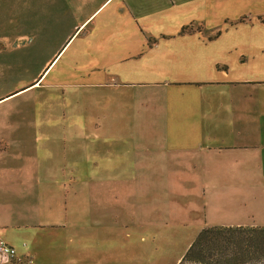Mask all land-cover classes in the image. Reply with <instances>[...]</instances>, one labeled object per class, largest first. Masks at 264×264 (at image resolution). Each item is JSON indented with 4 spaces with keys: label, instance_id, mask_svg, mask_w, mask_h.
I'll use <instances>...</instances> for the list:
<instances>
[{
    "label": "crops",
    "instance_id": "obj_1",
    "mask_svg": "<svg viewBox=\"0 0 264 264\" xmlns=\"http://www.w3.org/2000/svg\"><path fill=\"white\" fill-rule=\"evenodd\" d=\"M45 2L6 0L35 23L22 18L5 48L50 51L28 77L7 59L0 74V241L15 250L0 264H89L103 240L89 223L110 215L94 212L100 192L121 208L196 202L204 224L264 226V0ZM241 16L251 19L231 22ZM57 88H68L69 124L55 106H4Z\"/></svg>",
    "mask_w": 264,
    "mask_h": 264
},
{
    "label": "rangeland",
    "instance_id": "obj_2",
    "mask_svg": "<svg viewBox=\"0 0 264 264\" xmlns=\"http://www.w3.org/2000/svg\"><path fill=\"white\" fill-rule=\"evenodd\" d=\"M45 3L47 4V9H55L52 0H46ZM6 6V0H0V37L2 41L4 40L3 43H0V74H3L5 71V59H7V71L11 75L28 77V75H31L41 67L50 49L48 47L36 48L32 44L25 48L6 49L4 43L11 40L18 33V35L21 34V22L23 18L22 14L18 15L17 12L12 13L8 11ZM30 8L34 9L36 5L30 6ZM250 19L251 17L247 16L245 21H249ZM254 19L256 20V18ZM257 19L259 20L258 17ZM23 21L29 23L30 26H33L35 23L32 16L29 19L24 17ZM231 22L233 23L234 21ZM194 26L201 27L202 25L196 23ZM251 35L252 33L247 32V30H240L238 34L240 39H246L247 36ZM4 77L9 79L11 83L16 82L18 78V76ZM3 90L4 87L0 83V92ZM55 90H57V98L46 94L47 89H35L27 91L21 97L5 103L4 106L21 105L22 100H26L25 103L29 105H38L40 107L55 106V109H57V122L69 124L71 118L75 117V114H71V105L67 96L69 95L68 88L65 91L66 97L59 96L62 94L59 88ZM82 98L89 99L87 96H82ZM66 157H68V153L66 156L62 152L61 156H57V158L67 160ZM95 180L101 182L102 178H95ZM186 180L189 181L191 179L187 178ZM127 181L130 180L127 179ZM151 183L154 190L161 184V181L159 178H141L142 186H149ZM128 185L132 186L133 183ZM123 191L125 192L120 195L124 199L134 202V193L128 188ZM111 192L103 195L100 192L94 196V212L96 213L98 208L104 206L105 209L109 210L110 215L101 219V222L94 221L89 223L90 232L95 236L99 234L103 237L98 248L90 253L92 257L91 260L89 258V264H177L199 231L210 226L208 223L204 224L203 218L191 214L190 211H196L197 213L199 211L196 202H190L188 210L186 208H177L175 206L177 203L174 201H171L168 206L162 204L153 205L152 210H150V205L141 210H134L133 204L125 202L124 209L113 203L112 196L114 194ZM193 194L197 195V192ZM58 197H62V194L59 193ZM66 197L70 200V193H67ZM116 201L120 202L118 198ZM109 207L119 208L120 214H117L116 209H109ZM71 228L75 230L73 226ZM82 228L83 226L77 231H81ZM62 232H70V229L63 228L61 229ZM114 240L117 241V245H111ZM1 259L5 260L3 257Z\"/></svg>",
    "mask_w": 264,
    "mask_h": 264
},
{
    "label": "trees",
    "instance_id": "obj_3",
    "mask_svg": "<svg viewBox=\"0 0 264 264\" xmlns=\"http://www.w3.org/2000/svg\"><path fill=\"white\" fill-rule=\"evenodd\" d=\"M258 18L264 23V17ZM245 20L241 16L233 23ZM177 264H264V226L203 228Z\"/></svg>",
    "mask_w": 264,
    "mask_h": 264
},
{
    "label": "built area",
    "instance_id": "obj_4",
    "mask_svg": "<svg viewBox=\"0 0 264 264\" xmlns=\"http://www.w3.org/2000/svg\"><path fill=\"white\" fill-rule=\"evenodd\" d=\"M0 255L6 260H9L15 255V250L12 246L0 241Z\"/></svg>",
    "mask_w": 264,
    "mask_h": 264
}]
</instances>
